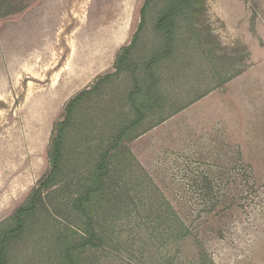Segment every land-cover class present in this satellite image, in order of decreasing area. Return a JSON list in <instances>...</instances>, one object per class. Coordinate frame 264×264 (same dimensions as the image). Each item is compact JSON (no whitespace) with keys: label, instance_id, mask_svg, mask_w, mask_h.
Here are the masks:
<instances>
[{"label":"rangeland","instance_id":"1","mask_svg":"<svg viewBox=\"0 0 264 264\" xmlns=\"http://www.w3.org/2000/svg\"><path fill=\"white\" fill-rule=\"evenodd\" d=\"M144 1L0 0V228L16 226L48 174L67 102L115 71ZM151 26L148 13L139 56ZM186 30L162 71V110L132 123L125 74L75 107L62 171L10 241L9 264L58 263V235L79 234V180L104 152L90 213L104 242L72 264H264V0H197ZM75 73L79 87L58 96Z\"/></svg>","mask_w":264,"mask_h":264},{"label":"trees","instance_id":"2","mask_svg":"<svg viewBox=\"0 0 264 264\" xmlns=\"http://www.w3.org/2000/svg\"><path fill=\"white\" fill-rule=\"evenodd\" d=\"M197 0H145L140 11V24L135 31L129 45L123 46L116 56L115 71L99 77L89 89H83L71 98L65 106V117L54 125V136L48 150L50 170L48 174L33 188L28 200L20 206L13 215L16 226L0 228V264H9L8 245L19 235L25 218L36 211L43 202V194L53 187L62 171L63 139L67 127L71 122L75 107L95 90L113 77L125 74L132 84L127 98L129 111L136 114L132 123L140 122L150 114L162 110L166 96L161 88L162 71L168 62H174L177 56L179 36L182 29L192 31L195 25V8ZM148 13H151L152 26L150 32V47L143 55H137V45L140 35L145 31ZM189 39V38H188ZM225 80L219 82L224 83ZM197 96L195 99H198ZM124 129L117 137V141L124 134ZM135 136L127 137L126 141ZM116 146V144H114ZM108 152L101 154L99 160L86 176V182L78 186V192L72 201L71 207L77 215L79 234L75 240L69 239L63 233L57 237V264H72L74 253L86 248L100 246L104 239L93 225L91 207L93 195L104 190L105 179L108 173ZM186 231V229H185ZM186 232H184L185 234ZM187 234V233H186ZM162 264H174L172 259H166Z\"/></svg>","mask_w":264,"mask_h":264},{"label":"crops","instance_id":"3","mask_svg":"<svg viewBox=\"0 0 264 264\" xmlns=\"http://www.w3.org/2000/svg\"><path fill=\"white\" fill-rule=\"evenodd\" d=\"M76 75L77 73L74 74V78L72 79V81L67 82L66 85L61 88L60 92L58 93V96H67L70 92H72L73 90L77 89L79 86V84L77 83V79H76ZM57 97V96H56Z\"/></svg>","mask_w":264,"mask_h":264}]
</instances>
